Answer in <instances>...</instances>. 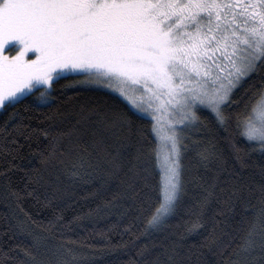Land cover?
Instances as JSON below:
<instances>
[{
	"label": "snow or ice",
	"instance_id": "obj_1",
	"mask_svg": "<svg viewBox=\"0 0 264 264\" xmlns=\"http://www.w3.org/2000/svg\"><path fill=\"white\" fill-rule=\"evenodd\" d=\"M69 76L78 79L62 87H106L135 111L129 115L117 100L81 108L67 131L51 136L40 153L41 166L55 162L73 177L97 179L101 188L118 181L104 209L123 203V215L133 214L124 226L132 237L128 243L160 235L155 243L139 245L128 264H209L203 248L215 249L225 264H264V166L258 186H249L242 197L229 183L238 175L201 119L207 109L227 126V109L247 98L236 122L243 146L230 138V155L241 167L248 166L252 152L264 155V0H0L4 152L19 143L9 128L27 127L18 107L29 98L34 106L51 107L56 85ZM253 77H259L258 85L245 88ZM155 167L162 181L150 184ZM33 173L34 182L44 180L40 169ZM190 193L194 202L187 205ZM240 201L245 206L238 218L231 217V231H221L229 238L221 240L217 227L228 223L227 213ZM213 202L218 213L211 217L212 230L200 244L185 247L187 237L204 228L203 214ZM193 207L195 220L174 230L182 208L191 217ZM62 221L38 224L43 231L17 223L16 231L30 241L0 246V264H84L79 249L54 242L71 230L73 221ZM104 246L116 247L109 236Z\"/></svg>",
	"mask_w": 264,
	"mask_h": 264
},
{
	"label": "trees",
	"instance_id": "obj_2",
	"mask_svg": "<svg viewBox=\"0 0 264 264\" xmlns=\"http://www.w3.org/2000/svg\"><path fill=\"white\" fill-rule=\"evenodd\" d=\"M75 78L69 76L67 80H61L56 85V92L53 95L57 99L51 107L34 106L31 98L20 105L18 111H21L24 117L23 125L27 127L22 126L19 131L9 128L11 137L19 141L18 144L13 145L14 150L10 154L0 147V233L4 228L12 227V231L6 235L0 234V246L29 243L30 237L26 232L16 231L14 226L17 223L22 222L35 231H43L38 224H46L51 218L63 217L62 222L67 225L68 221H73V217H76L77 219L69 226L71 230L65 232V238H58L54 242L70 244L71 247L79 249V257L84 264H128L130 259L136 258V249L139 245L146 240L155 243L160 239V235H156L155 239L140 236L135 244L128 243L132 237L124 231V226L129 223L133 214L123 215L127 211L123 203L113 202V206L104 209L106 202L112 200L113 195L118 191V181L113 180L101 188L97 179L88 181L73 177L67 168L55 162L47 169L41 166L40 153L49 144L51 136L67 131L70 122L77 118L81 108L87 109L105 101L117 100L121 110L127 111L129 115H132L134 111L123 98L104 88L81 84L62 87ZM258 83L259 77H253L244 87L247 88L249 84L258 85ZM242 92L243 90L237 93L234 99H238ZM247 102L245 98L243 102L232 104L227 109L226 114L230 116L227 126L218 124L214 115L207 109L201 113V119L208 130V138L213 140L217 149L224 153L229 167L239 177L229 183H235L240 188L239 194L242 197L247 196L249 186L252 188L258 186L261 181L262 166H264V155L259 151L250 154L247 167H241L239 162L234 161L230 155L229 139L241 143L243 140L236 131V122L238 117L245 114L244 104ZM4 119L6 117L0 109V128L3 127ZM136 123L146 124L147 121L138 120ZM45 131L50 132V135L45 136ZM25 136L28 138L25 139ZM4 143L5 133L0 131V146ZM149 146H152L151 142ZM71 162L74 160L66 161V163ZM33 169H40L44 175V180L40 183L29 178L30 175H34ZM161 181V171L159 167H155L149 183L156 184ZM145 194H148L147 189ZM193 196L194 193H190L186 197L187 205L194 202ZM251 202L257 203L255 199ZM244 206L243 201L237 202L235 212L227 213L228 223L217 227L215 235L218 238L225 241L229 238L221 237V231L226 233L231 231L233 224L231 217L238 218ZM98 207L99 211H97ZM197 211L193 207V215L189 217L187 209L182 208L180 216L172 221L173 229L183 231L184 220L189 218L195 220L194 214ZM214 212L218 213L217 202H213L211 208L204 212V221H206L204 228L190 234L185 241V247L198 245L203 241L204 236L212 230L211 217ZM221 220H223L222 217ZM32 221H36L37 225H33ZM139 223L140 221L137 220V224ZM113 225L117 227L106 231ZM177 225H180L178 229ZM105 236L111 238L112 244L116 245L115 248L104 246ZM202 250L206 253L205 259L209 261V264H225L222 257L213 254L215 249L209 251L208 248H203Z\"/></svg>",
	"mask_w": 264,
	"mask_h": 264
},
{
	"label": "rangeland",
	"instance_id": "obj_3",
	"mask_svg": "<svg viewBox=\"0 0 264 264\" xmlns=\"http://www.w3.org/2000/svg\"><path fill=\"white\" fill-rule=\"evenodd\" d=\"M75 79H78L77 77L75 78ZM89 86H96V85H89ZM96 87H99V86H96ZM101 88H104V89H106V90H109V91H112V92H114L115 94H117L118 96H119V93L118 92H115V91H113L112 89H109V88H106V87H101ZM121 97V96H120ZM121 98H123V97H121ZM124 99V98H123ZM125 100V99H124ZM128 104H129V106L132 108V105L127 101V100H125ZM133 109V108H132ZM134 110V109H133ZM135 111V110H134ZM160 169V168H159ZM160 171H161V169H160Z\"/></svg>",
	"mask_w": 264,
	"mask_h": 264
}]
</instances>
